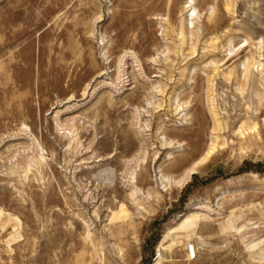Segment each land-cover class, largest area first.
I'll return each mask as SVG.
<instances>
[{"label":"rangeland","instance_id":"1","mask_svg":"<svg viewBox=\"0 0 264 264\" xmlns=\"http://www.w3.org/2000/svg\"><path fill=\"white\" fill-rule=\"evenodd\" d=\"M0 264H264V0H0Z\"/></svg>","mask_w":264,"mask_h":264},{"label":"bare ground","instance_id":"2","mask_svg":"<svg viewBox=\"0 0 264 264\" xmlns=\"http://www.w3.org/2000/svg\"><path fill=\"white\" fill-rule=\"evenodd\" d=\"M117 213H118V212H117ZM116 215H117V214H116ZM120 215H122V213H120V214L117 215V218H118V219H121V218H122V217H121V218L119 217Z\"/></svg>","mask_w":264,"mask_h":264}]
</instances>
